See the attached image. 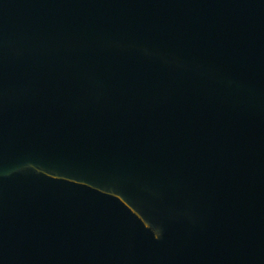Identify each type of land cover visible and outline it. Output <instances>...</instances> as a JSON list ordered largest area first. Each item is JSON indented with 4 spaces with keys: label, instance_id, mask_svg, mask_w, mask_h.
I'll use <instances>...</instances> for the list:
<instances>
[{
    "label": "water",
    "instance_id": "95a60500",
    "mask_svg": "<svg viewBox=\"0 0 264 264\" xmlns=\"http://www.w3.org/2000/svg\"><path fill=\"white\" fill-rule=\"evenodd\" d=\"M0 264H264V0H0Z\"/></svg>",
    "mask_w": 264,
    "mask_h": 264
}]
</instances>
